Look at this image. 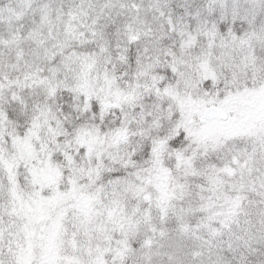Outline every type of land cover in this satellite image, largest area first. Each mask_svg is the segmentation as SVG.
<instances>
[{"label": "clouds", "instance_id": "obj_1", "mask_svg": "<svg viewBox=\"0 0 264 264\" xmlns=\"http://www.w3.org/2000/svg\"><path fill=\"white\" fill-rule=\"evenodd\" d=\"M105 248L264 264V0H0V264Z\"/></svg>", "mask_w": 264, "mask_h": 264}, {"label": "snow or ice", "instance_id": "obj_2", "mask_svg": "<svg viewBox=\"0 0 264 264\" xmlns=\"http://www.w3.org/2000/svg\"><path fill=\"white\" fill-rule=\"evenodd\" d=\"M222 28H223V26H222ZM224 103H227V101H225ZM93 110L95 111V105H93ZM217 111H218L221 115H223V109H222V108H221V109H218ZM183 123H185V122H184V121H179V122L177 123L176 127L179 128L180 125L183 124ZM188 132H189V129H188L187 127H185L184 130H183V131H180V132L178 133V135H175L174 138H172V137H168L167 140H168L170 146H171L172 148H177V147H179V146L181 145V142L184 141V139H185V134L188 133ZM164 143H165L164 140L159 141V144H160L161 146H163ZM145 154H147V148H145ZM177 158H178V159L180 158L179 154H178ZM220 171L223 172V173H226V174L229 175V176L232 175V169H231L230 167L225 166V167H223L222 169H220ZM145 199H147V197H145ZM129 242H130V241L128 240V234H125V238H124L123 240H119V241H118V243H119L122 247H121L120 250H118V251L116 252V255H117V256H120L121 258L123 257L124 253H125L126 251H128L127 244H128ZM143 243H144V245H146V246H147V245H150V244H151V240H144ZM138 246H139V241H136V242H132V243H131V247H132V249H135V248H137ZM107 251H108L107 248H105L103 251H101L100 249H97V252L99 253V255H97L96 259L93 260V261L91 262V264H105V260L103 259V257H104V254H105ZM68 264H77V262H76V261H73V260H69V261H68Z\"/></svg>", "mask_w": 264, "mask_h": 264}]
</instances>
